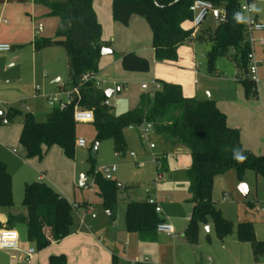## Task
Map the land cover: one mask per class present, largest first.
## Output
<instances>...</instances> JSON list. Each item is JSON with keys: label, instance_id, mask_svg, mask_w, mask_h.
Wrapping results in <instances>:
<instances>
[{"label": "trees", "instance_id": "1", "mask_svg": "<svg viewBox=\"0 0 264 264\" xmlns=\"http://www.w3.org/2000/svg\"><path fill=\"white\" fill-rule=\"evenodd\" d=\"M49 15L59 20L56 35L34 41L35 49L54 45L64 47L69 71L67 86L78 87L80 107L94 112L96 130L95 142L112 140L117 154H124L127 143L126 128H137L147 123L154 125L166 145L182 146L189 150L191 165L187 170L192 213L185 230L187 240L197 243L199 223L216 228L220 240L233 233L235 224L226 219L213 198L215 178L234 169L242 180L247 171H253L264 179V155H257L241 144L240 130L227 125V117L214 99L186 97L181 85L164 84L163 89L153 95L143 93L136 108L116 115L106 104L110 98L99 88L94 79L84 80L86 74H97L103 57L102 50L108 48L103 42V27L97 18L94 0H42ZM195 0H112V16L115 22L128 25L136 15L145 19L152 33V47L157 61H176L177 48L186 41L206 42L205 53L208 73H217L219 60L228 57L244 74L248 70L251 44L245 24L236 17L239 2L236 0H207L217 8L227 10L224 23L198 35H193V14L190 6ZM121 66L126 72L147 73L151 65L147 58L135 52L121 56ZM240 81L248 98H257V84L250 75H243ZM74 104L61 110L55 107L44 121H38L31 113H26L19 143L26 158L42 160L54 146L59 147L68 159H74L77 145V124L73 117ZM20 112L10 109L0 119H12ZM94 148L89 161L94 184L98 185L103 207L109 213V223L116 225L119 205L118 191L121 186L113 180H106L94 167ZM243 157V159H240ZM157 169L166 167L165 157H156ZM122 189H125L122 187ZM14 206L12 177L5 163L0 161V208L8 212L10 229L17 221L27 226V238L42 251L53 243L69 237L76 226V215L72 204L52 186L37 181L26 183L23 211L11 213ZM165 218L158 214L155 206L147 200L130 201L126 204V226L128 233L136 235L140 241L155 242L158 238L157 226ZM0 223V227H1ZM237 239L252 243L255 253L264 250V243L255 238L250 223H239ZM48 264H68L65 254H54ZM112 264H117L114 256ZM136 264H151L137 262Z\"/></svg>", "mask_w": 264, "mask_h": 264}, {"label": "rangeland", "instance_id": "2", "mask_svg": "<svg viewBox=\"0 0 264 264\" xmlns=\"http://www.w3.org/2000/svg\"><path fill=\"white\" fill-rule=\"evenodd\" d=\"M95 1L105 8L110 0ZM252 3L254 4V16L258 21L264 22V0H252ZM44 6L43 1L37 6L40 11L35 16L34 22H31L30 19H25L27 20L25 23L18 20V26L22 24L24 28L21 37L29 46H31L32 41L56 35L59 20L50 16L48 9L44 10ZM104 8L100 16V22L103 26V42L105 46H110L109 48L113 50V54L102 57L97 80L99 88L105 91L115 90L108 101L112 112L116 115L124 114L137 107L138 98L142 95L140 94L142 84L151 86L152 82H156L159 90H161L164 84L174 83L182 86L184 95L185 91L196 93L194 92L197 87L196 76L193 73V70L196 69L199 74L197 79L199 85H201L200 88H203L204 76L214 79V82H211V90L205 87L201 89L204 91L205 96L203 93L200 95H203V98H208L209 96L212 97L210 91L219 88L221 78L235 80L236 77H239L240 80L244 75L243 71L228 57L218 62V69L221 72H218V75L221 76L216 77L217 73L214 75L209 74L205 57L206 52H201L204 45L201 40L193 41L194 48L192 46H182L181 52L186 58L191 55L194 56L193 49H195V59L192 66L188 65L187 59L157 61L154 57H147L151 65L149 72L124 73L119 71L120 63L118 65V60L123 55L119 45L124 42L125 38L124 35L119 33L114 38L113 27L104 17L106 15ZM30 9V5L24 6L27 13L31 12ZM25 17H27L26 14ZM137 18L142 20V25L134 26L132 33L139 40H142L145 35L149 39L151 28L148 22L140 16H137ZM39 25L43 26L41 32L36 31ZM188 26L192 27L193 30L195 29L194 35L196 36L202 28L214 29L216 23L214 16L210 14L199 28H195L192 23H189ZM126 27L127 25H124L123 28ZM261 38H264V31H255L252 34L254 54L258 61L264 59V48L259 43ZM19 45V43L14 42V50H18ZM206 45L208 44L206 43ZM39 51H42V49H37V52ZM46 52L45 60L39 58L38 64L50 70L51 75L39 82L42 88V96L27 101V105L32 108V115L38 121H44L46 113L53 109L46 98L47 95L57 91L58 85H54L52 82L60 79L61 83H66L69 79L64 47L54 45ZM31 55V52L28 51L27 53L26 49V67L31 61ZM2 57L3 54H0V83L2 84L0 98L14 99L19 91H27L31 86H29V82H25L26 85L24 86L23 83L18 81L17 76H4L1 71L2 62L4 61ZM188 69L192 73H189ZM5 78L12 81L7 86L3 82ZM240 83L244 88L245 97L249 99L246 96L245 87L241 81ZM118 87L121 88L120 93L116 92ZM259 90L264 91V65L261 68L259 83H257V98L259 97ZM196 95L199 94L188 97H198ZM22 112L27 113L26 111ZM20 125V120H14L11 121L10 125L0 126V161L6 164L12 177L14 206L11 211L13 214L23 211L25 185L34 181L52 186L59 193L67 196L71 202L74 200L79 203L89 201L92 204L91 214L88 216L96 215V219L92 221L96 223L98 230L93 231L96 236H103V243L99 244L94 238L90 237L89 230L83 227L84 225H81L77 218L74 228L77 235L70 240L67 247L71 264H111L112 255H116L117 264H129L130 261L151 264H264V250L255 253L252 243L239 241L236 234L239 223H250L253 226L256 240L264 243V211H261L264 208V179L257 176L253 171H247L244 178L240 180L236 170L232 169L226 174L218 176L214 181V201L217 202L223 216L235 224L233 233L224 240H220L215 225L211 221L207 225L199 223L197 243L192 244L185 235V230L189 224L188 218L192 213L190 199L193 194L189 191L186 176L191 165V156L183 153L184 151H181L182 149L178 146L166 145L155 130H151L148 138H144V126L134 129L126 128L124 137L127 149L124 154L118 155L112 140L95 142L96 130L93 123H79L76 129L77 139L83 138L86 144L84 147L76 145L74 159H68L59 147L54 146L46 158L39 161L37 158H26V153L21 148L17 136ZM151 143L155 144L154 149H151ZM96 146L97 152L94 156L96 171L106 165H116L117 170L114 173L113 181L125 188L122 189L121 195L118 193L119 205L115 226L109 223V213L102 205L100 189L98 185L94 184L93 176L88 173L91 169L89 158ZM13 149H17L19 153H14ZM132 153L134 156H132ZM156 157H165L167 164L166 167L162 168L163 178L157 185L155 184L158 176ZM41 172L45 175L44 179L40 177ZM82 175L87 177V184L84 188L79 186ZM243 183L249 187L247 198L239 189V186ZM147 189L151 192L156 191L155 196L163 210L161 215L173 225L179 236L176 240L170 239L167 235L158 234L155 242H144L139 241L126 231V204L130 201L146 200L148 196ZM2 209L6 211L4 208ZM13 226L18 232L22 243L26 245V250H20L16 254L17 259L14 261L9 255L6 256L5 261L7 263L0 260V264H45L51 250L59 246V244H56L42 251L36 250L35 255L27 259L23 253L29 248L36 249L35 244L28 240L27 226L24 222H14ZM79 237L81 239L85 238L83 243L77 241Z\"/></svg>", "mask_w": 264, "mask_h": 264}, {"label": "crops", "instance_id": "3", "mask_svg": "<svg viewBox=\"0 0 264 264\" xmlns=\"http://www.w3.org/2000/svg\"><path fill=\"white\" fill-rule=\"evenodd\" d=\"M41 2H42V0H0V43H8L12 46V49L10 51L0 52V54H3L2 59H4V61L2 62L1 71L4 74V76H7V75L17 76L18 81L23 83L24 86L26 85L25 82H29V86H31V88H29V90L32 91V92H30L29 90L19 91L16 98H14V99H7V98H3V97L0 98V115H2L1 114L2 112H4V114H6L10 109H14V110L20 112V114L15 116L14 118L8 119V121H9L8 124H4L3 120L0 119V126L10 125L11 121H14V120L15 121L16 120L21 121V125L18 129V132H17L18 141H19L20 133L22 131L23 119H24V115H25V113H23L22 111H26L27 113H31L32 108L29 105H27V101L42 96L41 95L42 88H41L40 93H39L40 95L38 97H35V87L39 85V82L41 80L46 79L47 77H49L51 75L50 70H48L46 67H42L43 65L40 66L38 64L39 58L42 60H45L46 55H47L46 51H48V49L50 47L44 48V49H42V51L37 52V49H35L33 41L31 42V46H29L26 43V41L23 39V37H21V33H23V31H24L22 24L20 26H18V23H19L18 20H20V21L22 20L21 22L25 23L27 21L25 19H30L31 22H34V20L36 19L35 16L37 15L38 11H40L37 8V6ZM25 5L31 6V9H30L31 12L30 13H27L26 10H24ZM94 6H95L97 18L100 22L101 12H102V9L104 8V6H102L100 3H97L95 0H94ZM45 9H48V8L46 6H44V10ZM104 10H105L106 15L105 16L103 15V16L105 18H107V21L113 27L114 38H116L118 33L121 35H124V38H125L124 42H122L119 45L120 46L119 49L121 50V52H123V54L128 53V52H135L138 55L143 56L145 58L154 57L156 59L155 50L152 47V33L150 34L149 39L145 35V37L142 40H139L138 38H136L134 36V34L132 33V28L134 26H137V25H142V20H139V18H137V16L134 15L131 17V20H130L129 24L127 25V27L123 28L124 25L120 24L118 22H115L113 20V16H111V13H112V1L111 0L109 2H107V7H105ZM25 14L27 17H25ZM213 16H214V21L217 24V20L215 18V15H213ZM207 30H211V28H209V29L202 28L199 31V34L202 32H205ZM36 31H37V29H36ZM14 42H17V44L18 43L20 44L18 50H14V46H13ZM183 45H186L187 47L192 46V48H194L195 44L193 41H186V42L180 44L177 48V55H178L177 59H179L180 61L187 59L188 65L192 66V64L194 63V59H195V49H193L194 50V56L191 55V56H188L186 58V56L183 55V53L181 52ZM109 47L110 46L108 45V48ZM206 48H207V45L204 42V45H203L201 52L205 53L207 50ZM26 49H27V53L29 51L32 54L31 55V61H29L30 65L28 64V67H26V65H27V60L25 58ZM188 49H190V48H188ZM39 53H41V54H39ZM195 62H196V60H195ZM119 63H120L119 71L126 73V71H124L122 69V66H121V57L118 60V65H119ZM263 65L264 64L259 66V71H258V78L259 79H260L261 68L263 67ZM188 72L192 73V71H190L189 69H188ZM218 72H220L219 69L217 70L216 77L221 76V75H218ZM127 73H129V72H127ZM193 73H195V76H196L195 82L197 84V87L195 88V91H194L196 93H190V91H185V96L188 97V96H192L193 94H199V95H196L198 97H190V98H196V99L203 98V95H200V94L203 93L205 96V93L201 89H203L205 87L206 89L211 90V85H212L211 82H214V79H210V78H208V76H204L203 77V84H202L203 88H200L201 85H199V81L197 79L199 77L198 71H196V69H194ZM221 79L222 80H220L221 82L219 83V88L213 89L214 91L213 90L210 91L212 94V97H210V96L209 97L214 99L217 103L218 108L226 114L227 125L232 127V128H237L240 130L241 144L245 148L252 150L257 155H259V154L264 155V91L259 90V97L258 98L247 99L245 97V91H244V88L241 86L239 77H236L235 80H230L228 78L227 79L221 78ZM3 82H4V85L7 86L12 81H8L5 78ZM52 84L58 85L57 91L55 93H57L63 86L68 87L67 82L61 83L60 79L54 80L52 82ZM1 85L2 84L0 83V87H1ZM152 86H153V82H152L151 86L148 85L147 90H144V89H142V85H141V93L140 94L150 92ZM118 88H120V87H118ZM116 92H117V90H116ZM120 92H121V90L117 93H120ZM55 93H53V94H55ZM114 93H115V90H114ZM140 96L138 98V104L140 101ZM203 99H207V97H204ZM203 99H200V100H203ZM47 114L48 113H46V115ZM46 115H45V118H46ZM130 129H134V128H130ZM173 147H177V146H173ZM178 147L180 149H182L181 151H184L183 153L190 155L189 150H187L186 148H184L182 146H178ZM50 150L47 152V154L45 155V157L42 160H44L46 158V156L48 155ZM18 153H19V151H18ZM42 160H39V161H42ZM40 177L42 179H44L45 178L44 173L41 172ZM120 186H121V189L118 192L119 195H121V192H123L122 187H124L123 185H120ZM80 188H84V187L80 186ZM154 192H156V191H154ZM64 197L68 200L67 196H64ZM68 201L71 204L72 203H79L75 200L73 202H71L70 200H68ZM79 204H82V205L84 204L85 209L89 210V213L85 216L86 217L85 218L86 224L88 225V227H86V226H83V227H85L89 230V236L90 237L94 238L95 241H97L99 244H102L103 243V236L102 235L96 236L94 231H93L95 229L98 230L96 223L94 221H92V220L96 219V215H95V217L92 216L93 214L91 215V217L88 216L89 214H91L90 210H91L92 204L89 201H84V202L79 203ZM11 213H13V212L11 211ZM80 213L83 214L84 210L81 209ZM14 214H19V213H14ZM188 220H189V218H188ZM0 223L2 225L0 227V230L7 228V226H8V212L4 211L2 208H0ZM12 228L14 229V226ZM158 234L166 235L164 233H158ZM75 235H77V232L74 231L69 237L63 239L62 241L51 244V245L59 244V246H57V248H54L51 250L49 257L51 255H54V254H56V255L57 254H65L67 257V260H68V264H71L69 262V251H68L67 247L69 246L70 240L73 237H75ZM132 235L136 239H138L136 237V235H134V234H132ZM178 237L179 236L177 234L176 238L173 239L170 237V239L176 240ZM84 239L85 238L81 239L79 237V238H77V241L79 243H83ZM126 245H127V243L125 244V246ZM49 247H47V248H49ZM19 248H20V250H26V245L24 243H22L20 238H19ZM18 252L12 251V250L0 249V260L7 263V261H5V257L9 255V257L12 259V261H14L17 259L16 254ZM6 253H10V254H6ZM23 254L25 256V253H23ZM114 256L116 257V255H112L111 264H112ZM48 262H49V258L45 264H48ZM134 262H138V261H130L129 264H132Z\"/></svg>", "mask_w": 264, "mask_h": 264}, {"label": "built area", "instance_id": "4", "mask_svg": "<svg viewBox=\"0 0 264 264\" xmlns=\"http://www.w3.org/2000/svg\"><path fill=\"white\" fill-rule=\"evenodd\" d=\"M239 2V8L236 13V17L242 21L248 32V38L252 47L250 58H249V65H248V74L250 75L251 79L257 84L259 82L258 78V71L259 66L264 64V59L258 61L254 54L253 48V41H252V34L255 31L261 32L264 31V22L258 21V19L254 16V4L252 0H236ZM190 11L193 14L192 24L195 28H199L208 18V16L215 15V12H218L217 23H224L227 19V10L225 8H217L213 3L207 0H195L191 6ZM43 30V26L39 25L37 28V32H41ZM195 34V29L193 30V35ZM259 43L262 47H264V38L259 39ZM12 49V46L8 43H0V52H8ZM97 74H86L84 76V80L94 79L96 81L97 86L99 87V82L97 80ZM148 85L142 84V89L147 90ZM41 87L38 85L35 87V97H38L40 94ZM159 90V86L156 82H153V86L150 90V94L153 95L155 91ZM80 97V90L78 87H65L63 86L57 93L50 94L46 96L49 105L52 108L58 107L61 110L68 108L70 105L74 104V111L73 117L76 123H94L95 116L94 112L89 109H83L80 107L79 103H77L78 98ZM106 104L111 106L109 101H106ZM8 119L4 118L3 123L8 124ZM144 126V138H148V135L151 130H154V125L152 123H147ZM86 144L83 138L77 140V145L79 147H84ZM151 149L155 148V144H150ZM22 148V147H21ZM23 149V148H22ZM14 153H18L17 149H13ZM132 156L134 154L132 153ZM117 170L116 165H106L103 166L98 170L106 180H113L114 173ZM163 178V173L158 170V176L155 180V184L159 183ZM147 193V202L150 205L155 206V210L158 214H162L163 210L162 207L155 196V192H151L148 189L146 190ZM72 209L75 212L76 217L78 218L81 225L88 227L86 224L85 216L89 213V210L85 209V206L79 203H72ZM83 209L84 213H80V210ZM264 211V208L261 210ZM95 217V215H92ZM90 228V227H89ZM158 233H164L171 238H176L177 233L172 224L164 220L157 226ZM0 249L4 250H12V251H20L19 248V234L13 228H4L0 230ZM36 253L35 248H29L25 252V257L27 259L32 258ZM134 262L132 264H136Z\"/></svg>", "mask_w": 264, "mask_h": 264}, {"label": "water", "instance_id": "5", "mask_svg": "<svg viewBox=\"0 0 264 264\" xmlns=\"http://www.w3.org/2000/svg\"><path fill=\"white\" fill-rule=\"evenodd\" d=\"M215 18H216V20L218 18V12L217 11L215 12ZM112 54H113V50H111L110 48H104L102 50V55L103 56L112 55ZM244 73H245V75H248V70H245ZM120 90L121 89L118 88L117 89V92H119ZM105 93H106V95H107L108 98H111L112 94L114 93V90H112V89L106 90ZM1 114L3 115L4 112H2ZM86 183H87V177L85 175H82L81 181H80V184L79 185L81 187H85ZM239 189H240L241 193L244 195V197L247 198L249 196V187L246 184H244V183L241 184L239 186Z\"/></svg>", "mask_w": 264, "mask_h": 264}, {"label": "clouds", "instance_id": "6", "mask_svg": "<svg viewBox=\"0 0 264 264\" xmlns=\"http://www.w3.org/2000/svg\"><path fill=\"white\" fill-rule=\"evenodd\" d=\"M240 159H243V157H240Z\"/></svg>", "mask_w": 264, "mask_h": 264}]
</instances>
